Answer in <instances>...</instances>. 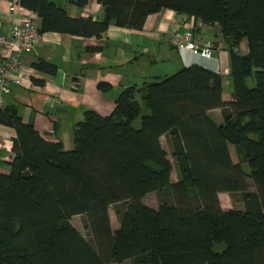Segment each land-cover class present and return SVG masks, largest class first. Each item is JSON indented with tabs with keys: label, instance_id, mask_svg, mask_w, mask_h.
<instances>
[{
	"label": "trees",
	"instance_id": "16d2710c",
	"mask_svg": "<svg viewBox=\"0 0 264 264\" xmlns=\"http://www.w3.org/2000/svg\"><path fill=\"white\" fill-rule=\"evenodd\" d=\"M69 1L82 7L88 0ZM97 1L101 19L71 17L51 0H19L37 14L40 33L99 38L111 23L141 29L161 10L216 23L229 56L231 99H222L220 73L182 67L119 91L108 115L85 109L68 150L5 104L0 124L15 136L9 171L0 173V264H264V0ZM34 67L56 71L45 61ZM98 88L111 94L106 82ZM216 108L221 124L209 115ZM162 135L171 139L176 182ZM220 192L240 194L244 209H222ZM149 193L162 197L156 209L143 202ZM74 215L84 216L87 237L71 223Z\"/></svg>",
	"mask_w": 264,
	"mask_h": 264
},
{
	"label": "crops",
	"instance_id": "0c3cea01",
	"mask_svg": "<svg viewBox=\"0 0 264 264\" xmlns=\"http://www.w3.org/2000/svg\"><path fill=\"white\" fill-rule=\"evenodd\" d=\"M51 1L62 6L71 17H103V8L97 0H88L82 7L69 0ZM22 13L20 8L11 11L8 0H0V31L8 34ZM37 24L39 27V18ZM207 27L214 29V39L201 35ZM188 29L191 30L192 40L196 44L206 40L215 42L214 56L217 63L195 57L188 51L184 58L180 55L171 39ZM237 51L241 54L247 53L245 39ZM41 61L52 64L56 69L55 73L38 71L34 65ZM192 64L211 71H216L217 68L222 75V99H231V90L225 79L229 73V56L219 25H205L194 18L185 19L172 10H161L149 15L141 29L120 27L111 23L99 38L59 32L40 33L35 48L21 56V65L28 78H22L21 85L11 83L10 92L4 98L6 104L17 106L23 122L32 125L41 137L52 142L59 141L68 150L73 147V125L82 119L85 109L94 110L102 116L108 115L114 109L113 96L119 91L133 85L141 87L145 82H151L169 75L168 72ZM12 77L19 78L17 74ZM100 81L111 86V94L100 91ZM209 115L218 124L223 122L219 108L210 110ZM14 136L12 128L0 124V162H6L0 164V173L9 171L7 162L13 157L11 148ZM160 143L170 160V136L162 135ZM179 177L178 170L176 179L171 175V181L176 182ZM222 194L228 193L218 194L221 205L228 206L230 201L226 202ZM147 205L155 209L158 207V203ZM112 206L114 205L108 207V211L111 227L116 230L120 223L117 216L115 221L112 217Z\"/></svg>",
	"mask_w": 264,
	"mask_h": 264
},
{
	"label": "built area",
	"instance_id": "2783aa9c",
	"mask_svg": "<svg viewBox=\"0 0 264 264\" xmlns=\"http://www.w3.org/2000/svg\"><path fill=\"white\" fill-rule=\"evenodd\" d=\"M11 11L20 8L23 13L20 19L15 22L8 34L0 31V109L5 106L4 96L10 92L11 83L21 85L22 78H28V74L21 65L23 53L32 51L40 39L37 14L29 9H23L19 0H8ZM180 55L184 58L185 52L193 56L217 63L214 56L215 42L206 40L196 44L192 40L191 30L184 31L181 35H174L171 39ZM218 72V69L215 68ZM17 74L19 78L12 76Z\"/></svg>",
	"mask_w": 264,
	"mask_h": 264
},
{
	"label": "rangeland",
	"instance_id": "374dc122",
	"mask_svg": "<svg viewBox=\"0 0 264 264\" xmlns=\"http://www.w3.org/2000/svg\"><path fill=\"white\" fill-rule=\"evenodd\" d=\"M214 29H211L210 27H207V28H204L203 31L201 32V35L203 37H209L210 39H214V33H213ZM225 46V44H224ZM165 69V67H164ZM175 71V70H174ZM173 71V72H174ZM173 72H168L169 74L173 73ZM227 81H228V78H225ZM255 84V80L254 78H250L248 80V85L250 87L254 86ZM228 86L226 85V90H227ZM146 111L145 108H143L142 112L144 113ZM140 125V117L136 118L133 122V126L134 127H138ZM230 154H231V158H232V161L234 163L238 162V158H237V155L235 154V151H234V148L230 147ZM170 162L172 164V171H171V175L173 177V179H176V175L178 173V165H177V162L176 160L174 159L173 155L170 154ZM246 168V167H245ZM247 169V168H246ZM1 171V170H0ZM180 173V172H179ZM248 184H249V189L252 190L254 189V186H253V182L251 179H248ZM171 196H169V194H167V197H164L166 200H171L170 199ZM222 197L223 199L227 202V201H230V204L228 205L229 206V209H244V201L241 197L240 194H235L233 196L231 195H223L222 194ZM162 197H160L159 194L157 193H149L144 199L143 201L145 202V204H152V205H156V203L159 204V201ZM229 199V200H228ZM223 206V207H222ZM226 205H221L222 209L224 208V210H227V207ZM111 208V213H112V217L115 220H117V214H116V207L114 209V206L110 207ZM83 219H84V216L82 215H74L71 217V223L79 230V232L81 234H83L84 236L87 237V231L85 230L84 228V223H83ZM114 264H130L129 261H124L122 263H114Z\"/></svg>",
	"mask_w": 264,
	"mask_h": 264
},
{
	"label": "water",
	"instance_id": "95a60500",
	"mask_svg": "<svg viewBox=\"0 0 264 264\" xmlns=\"http://www.w3.org/2000/svg\"><path fill=\"white\" fill-rule=\"evenodd\" d=\"M23 175L24 176H28L29 175V172H24Z\"/></svg>",
	"mask_w": 264,
	"mask_h": 264
}]
</instances>
